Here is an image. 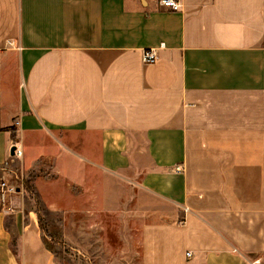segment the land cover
Segmentation results:
<instances>
[{
	"label": "crops",
	"instance_id": "1",
	"mask_svg": "<svg viewBox=\"0 0 264 264\" xmlns=\"http://www.w3.org/2000/svg\"><path fill=\"white\" fill-rule=\"evenodd\" d=\"M160 1L0 0V167L47 134L103 176L88 220L138 221L140 264H264V0ZM22 213L0 264H59Z\"/></svg>",
	"mask_w": 264,
	"mask_h": 264
},
{
	"label": "rangeland",
	"instance_id": "2",
	"mask_svg": "<svg viewBox=\"0 0 264 264\" xmlns=\"http://www.w3.org/2000/svg\"><path fill=\"white\" fill-rule=\"evenodd\" d=\"M19 149L17 159L0 167V177L4 173L1 168L8 170L9 166L14 173L6 178L24 188L23 193L9 194L3 201L0 196V208L5 205L22 210L23 216L30 211L37 214L43 222L42 236L54 249L59 264H140L137 220H119L116 204L98 213L97 220H88L94 211L88 205L93 197L88 190L104 183L97 168L66 158L51 136L44 133L25 139ZM56 171L64 172L61 180L54 176ZM74 185L82 193L72 189ZM55 226L59 228L56 238L51 233Z\"/></svg>",
	"mask_w": 264,
	"mask_h": 264
},
{
	"label": "built area",
	"instance_id": "3",
	"mask_svg": "<svg viewBox=\"0 0 264 264\" xmlns=\"http://www.w3.org/2000/svg\"><path fill=\"white\" fill-rule=\"evenodd\" d=\"M160 4L166 8L171 9L172 11H179L181 6L180 0H161ZM157 55H158V49L150 48L143 52L142 61L145 64H153L156 62ZM20 155H21V150L16 149L15 156L19 157ZM0 188H1V197L3 200L7 195L15 192V186L13 184H9L6 182H1Z\"/></svg>",
	"mask_w": 264,
	"mask_h": 264
},
{
	"label": "trees",
	"instance_id": "4",
	"mask_svg": "<svg viewBox=\"0 0 264 264\" xmlns=\"http://www.w3.org/2000/svg\"><path fill=\"white\" fill-rule=\"evenodd\" d=\"M11 132H10V136H11V139L12 140H14V142L16 141V139H17V135H15V130L13 129V128H8ZM30 189V188H29ZM38 218V217H37ZM39 219V218H38ZM43 220V219H42ZM38 225H39V227H40V229H41V231H42V229H43V222L42 221H40V219H39V222H38ZM52 226H54V225H52ZM56 227V226H55ZM56 230H53L51 233L53 234V236L56 238V237H58L59 236V232H58V230H59V228L58 227H56L55 228ZM43 232V231H42ZM43 234V233H42ZM58 234V235H57ZM51 237V236H50ZM52 238V237H51ZM42 240H43V242H44V244H46V246L48 247V249L53 253V248L50 246V245H47V241L44 239V237L42 236Z\"/></svg>",
	"mask_w": 264,
	"mask_h": 264
},
{
	"label": "water",
	"instance_id": "5",
	"mask_svg": "<svg viewBox=\"0 0 264 264\" xmlns=\"http://www.w3.org/2000/svg\"><path fill=\"white\" fill-rule=\"evenodd\" d=\"M15 150H16V146H12V147H11V151H10L11 155L14 154Z\"/></svg>",
	"mask_w": 264,
	"mask_h": 264
}]
</instances>
